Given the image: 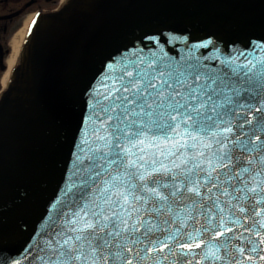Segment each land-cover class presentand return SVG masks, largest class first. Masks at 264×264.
<instances>
[{
    "label": "snow or ice",
    "instance_id": "6c2138e0",
    "mask_svg": "<svg viewBox=\"0 0 264 264\" xmlns=\"http://www.w3.org/2000/svg\"><path fill=\"white\" fill-rule=\"evenodd\" d=\"M241 22L262 34L179 59L145 35L62 101L63 178L0 264H264V7Z\"/></svg>",
    "mask_w": 264,
    "mask_h": 264
},
{
    "label": "water",
    "instance_id": "95a60500",
    "mask_svg": "<svg viewBox=\"0 0 264 264\" xmlns=\"http://www.w3.org/2000/svg\"><path fill=\"white\" fill-rule=\"evenodd\" d=\"M262 7L258 0H71L43 17L0 99V239L13 253L29 234L42 232L41 215L63 178L69 119L62 101L78 97L109 54L145 35L177 59L189 54L185 38L199 45L213 36L243 48L262 33L258 23L241 21H258Z\"/></svg>",
    "mask_w": 264,
    "mask_h": 264
},
{
    "label": "flooded vegetation",
    "instance_id": "af4514ba",
    "mask_svg": "<svg viewBox=\"0 0 264 264\" xmlns=\"http://www.w3.org/2000/svg\"><path fill=\"white\" fill-rule=\"evenodd\" d=\"M67 1L0 0V96L33 21L57 11Z\"/></svg>",
    "mask_w": 264,
    "mask_h": 264
},
{
    "label": "bare ground",
    "instance_id": "6f19581e",
    "mask_svg": "<svg viewBox=\"0 0 264 264\" xmlns=\"http://www.w3.org/2000/svg\"><path fill=\"white\" fill-rule=\"evenodd\" d=\"M14 61H15V59H14ZM14 61H13V63L12 64H14ZM7 80V79H6Z\"/></svg>",
    "mask_w": 264,
    "mask_h": 264
}]
</instances>
